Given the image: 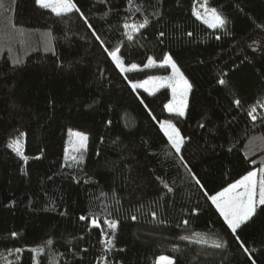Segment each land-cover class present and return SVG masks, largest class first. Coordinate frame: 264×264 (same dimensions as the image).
<instances>
[{"label": "trees", "instance_id": "trees-1", "mask_svg": "<svg viewBox=\"0 0 264 264\" xmlns=\"http://www.w3.org/2000/svg\"><path fill=\"white\" fill-rule=\"evenodd\" d=\"M73 2L92 28L0 0V264H264V206L233 234L209 199L264 167V0H207L221 29L193 15L195 0ZM105 48L139 68L122 74ZM167 54L192 85L184 117L166 112L168 88L130 85L165 74L145 65ZM69 130L88 137L80 162L64 163ZM18 137L26 162L7 147Z\"/></svg>", "mask_w": 264, "mask_h": 264}, {"label": "snow or ice", "instance_id": "snow-or-ice-1", "mask_svg": "<svg viewBox=\"0 0 264 264\" xmlns=\"http://www.w3.org/2000/svg\"><path fill=\"white\" fill-rule=\"evenodd\" d=\"M129 3H131V0H129ZM36 4L41 8L50 9L57 16L67 15L75 11L76 13H79L80 17L84 19V22L88 24L84 13L77 6V4L73 2V0H36ZM201 7L205 9L203 14L197 9H193V15H195L198 20H202V22L207 24L210 28H223L225 26L227 21L221 16L220 13L217 12L215 8H209L207 6V0H204V3L201 4ZM136 10L139 11L140 9L137 8ZM147 24L148 20L145 19L138 25L130 26L125 24L124 28L128 29L131 27L134 33H138L141 29H144ZM88 27L92 28V25L88 24ZM93 35H95L94 30ZM126 35L128 40L133 39L132 34L126 33ZM160 35L163 36L164 33H160ZM189 35H191V33H189ZM96 39L99 40L100 37L96 36ZM217 39H219V37H217ZM101 44H103V41H101ZM105 51L108 52V55L111 57L112 61L115 62L116 67L121 73L130 72L138 68L136 64H131L130 67H125L123 60L118 55V48L113 51H108V49L105 48ZM155 64L156 61L152 57H149L145 67H152ZM160 66L170 67L172 69V74L167 77H149L142 83H132L131 87L132 89L144 87L145 91H148L149 89L146 87V85H149L150 83L153 84V86L158 85L162 87L166 85L167 87L171 88L172 91V100L165 105L166 110L175 116L184 117L186 108L188 106L187 97L192 85L185 78L183 72L180 71L171 55H165ZM220 83H224V81H220ZM234 103L239 107L241 102L236 100ZM261 106L264 107V105ZM255 111L256 109L254 107L248 113V115L251 116L253 120H256V116L253 115ZM161 128L164 130L165 135L171 142V146L177 153H180L181 147L184 144V137L181 136L179 129L170 120L163 121L161 123ZM23 135L24 133H20V136ZM70 135H73V133L70 132ZM74 135L79 138V146L76 147L74 151L81 152L86 148L88 137L82 132H76ZM7 147L11 148L12 151L15 152L17 156H20L22 159H24L25 162L27 161L28 158L24 156L23 152L21 151L19 137L13 140L12 143H9ZM71 159L73 161L80 162L83 157L80 156L78 158L77 156L73 155ZM256 177L257 172L250 171L241 180L230 184L227 188H224L223 191L209 196L211 203L215 205V208L218 210L220 216L223 217L227 228L230 229L233 234H236L237 229H239L242 225H245L257 214L258 206H264V169L260 170L259 180H257ZM197 183H199L198 180ZM164 187L167 188L168 185L165 183ZM240 187L243 188V191H236V189ZM169 191H171L170 188ZM261 210L264 211V208ZM132 218L135 219L136 217ZM80 219L84 220L85 217L81 216ZM91 223L93 227H99V224L96 220H92ZM184 223L187 224L188 222L184 221ZM108 226L109 228L115 230L117 228V223L115 221H110L108 222ZM11 235L15 237L17 234L12 233ZM236 238L239 239V236H236ZM48 243L51 244L52 242L48 241ZM113 246L112 239H108L105 242L106 250H110ZM223 246L224 245L221 243H216L214 245L216 248H221ZM241 247H243V244H241ZM244 250L248 251L247 248ZM16 251L19 252L20 250L16 249ZM32 251L38 252L42 251V249H33ZM159 260L165 262V264H174V262L168 257H160Z\"/></svg>", "mask_w": 264, "mask_h": 264}, {"label": "rangeland", "instance_id": "rangeland-1", "mask_svg": "<svg viewBox=\"0 0 264 264\" xmlns=\"http://www.w3.org/2000/svg\"><path fill=\"white\" fill-rule=\"evenodd\" d=\"M202 3H204V0H195V5H194V8L195 9H197L200 13H204V11H205V9L203 8V7H201V4ZM208 6V5H207ZM209 7V6H208ZM209 8H213V7H209ZM216 10H217V12L218 13H220V11H219V9L218 8H215ZM50 10V9H49ZM221 14V13H220ZM195 16V15H194ZM221 16H222V14H221ZM196 17V16H195ZM223 17V16H222ZM224 18V17H223ZM202 21V20H201ZM207 25V24H206ZM208 26V25H207ZM214 29H221V28H214ZM257 41H259V42H257L256 43V50H257V53L258 54H260V55H264V40L262 39V38H257L256 39ZM168 55V54H167ZM111 58V57H110ZM163 61V60H162ZM162 61H160V62H156V64L155 65H153V66H159V67H162V66H160V64H161V62ZM113 63L115 64V62L113 61ZM116 65V64H115ZM125 67H130L131 65H124ZM165 68H167V71H166V73L165 74H160V75H157V76H155V77H167V76H170L171 74H172V69L170 68V67H167V66H164ZM139 68V67H138ZM137 68V69H138ZM118 69V68H117ZM119 70V69H118ZM120 71V70H119ZM126 73V72H125ZM122 74H124V73H122ZM151 77H153V76H151ZM149 78V77H148ZM148 78H145V79H142V80H139V81H135V82H131L130 83V85L132 84V83H142L143 81H145V80H147ZM146 87L149 89L148 91H145V88L144 87H141V88H137V89H140V90H143V91H145V92H147V93H150V94H153V93H155V92H157L158 90H160V89H162V88H168V90H169V94H170V99H169V101H171L172 100V91H171V88H169V87H167L166 85L165 86H153V84H149V85H146ZM169 101L167 102V103H169ZM166 109V108H165ZM166 112L167 113H169L167 110H166ZM169 114H171V113H169ZM163 122V121H162ZM161 122V123H162ZM161 123H160V127H161ZM162 129V128H161ZM162 131L164 132V130L162 129ZM70 132L71 133H73V135H70ZM76 132H78V131H74V130H69L68 132H67V142H66V147H65V155H64V163H70V162H72L73 160L71 159V157L73 156V155H75V156H77L78 157V154L80 153V152H76V151H74V149L76 148V147H78L79 146V138L78 137H76L75 135H74V133H76ZM165 133V132H164ZM22 140V139H21ZM12 143V142H11ZM171 143V142H170ZM22 146H23V140H22V144H21V142H20V148H22ZM66 150H67V152H66ZM85 150V149H84ZM21 151H22V149H21ZM83 151V150H82ZM66 156H67V159H66ZM261 169H264V167H260V168H256V169H253V170H251V171H256L257 172V177H256V179L257 180H259V178H260V170ZM248 174V173H247ZM247 174H245L244 176H246ZM244 176H242L241 178H239L238 180H236L235 182H233V183H236L237 181H239V180H241ZM233 183H231V184H233ZM228 187V186H227ZM226 187V188H227ZM221 191H223V190H221ZM221 191H219V192H221ZM236 191H243V188L242 187H240V188H238V189H236ZM218 193V192H217ZM216 194V193H215ZM214 194V195H215ZM211 201V200H210ZM214 207H215V205H214ZM218 211V210H217ZM223 218V217H222ZM160 257H167V256H160ZM160 257H158L157 258V260H156V264H165V262H163V261H160L159 260V258ZM168 258H170V257H168ZM171 260H172V258H170ZM173 261V260H172Z\"/></svg>", "mask_w": 264, "mask_h": 264}]
</instances>
